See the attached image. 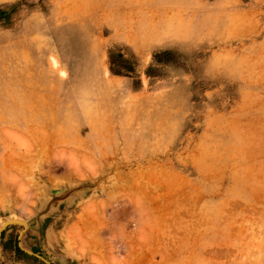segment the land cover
<instances>
[{"label": "rangeland", "instance_id": "rangeland-1", "mask_svg": "<svg viewBox=\"0 0 264 264\" xmlns=\"http://www.w3.org/2000/svg\"><path fill=\"white\" fill-rule=\"evenodd\" d=\"M33 5L0 6L48 31H0V264H264V0ZM148 15L176 33L115 41Z\"/></svg>", "mask_w": 264, "mask_h": 264}, {"label": "crops", "instance_id": "crops-1", "mask_svg": "<svg viewBox=\"0 0 264 264\" xmlns=\"http://www.w3.org/2000/svg\"><path fill=\"white\" fill-rule=\"evenodd\" d=\"M51 1H55V0H0V6L10 5L13 6L14 8L8 12L9 13L8 15L4 16V19L7 18L12 20L13 16L20 17V16H24V14H27L28 17H32V15H34L36 12L37 13L42 12L43 14H45L46 17L48 16V12L47 14L45 13L46 11L44 7H42L41 11H38L34 9L35 7L33 4L35 2H41V4H47ZM62 1L63 2L71 1L72 3H74L76 0H59V2ZM152 20H153L152 15L145 16V19L143 18L142 20L140 19L133 20L132 22L134 23H132V29L127 25L129 22L125 24V21H122V19L113 20L112 23L116 29V31L114 32L115 41L126 45V47L130 48L134 52H139L142 50H146L148 48H153L154 45L159 44V41H161L165 37L166 31H172V33L173 32L176 33L172 23L168 24L169 27L164 26L163 31H162V27L160 28V30L158 29V31H162V32L155 33L156 30L153 31L152 28L153 25H151L153 24ZM10 24L11 25L7 27L0 26V31H5V30L9 31V38H8L9 44L15 45L16 47L19 48L31 50L34 44L30 39L33 37V35L42 36L48 34L47 30L38 28V26L33 28H25V27L17 26L16 23H10ZM157 47L158 46H156V48ZM55 61L57 60L55 59Z\"/></svg>", "mask_w": 264, "mask_h": 264}, {"label": "water", "instance_id": "water-1", "mask_svg": "<svg viewBox=\"0 0 264 264\" xmlns=\"http://www.w3.org/2000/svg\"><path fill=\"white\" fill-rule=\"evenodd\" d=\"M32 253V252H31Z\"/></svg>", "mask_w": 264, "mask_h": 264}]
</instances>
